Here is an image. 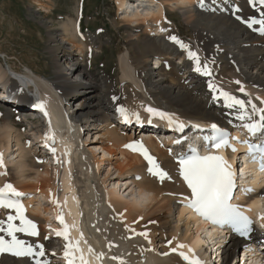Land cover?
Returning <instances> with one entry per match:
<instances>
[{
	"label": "bare ground",
	"instance_id": "bare-ground-1",
	"mask_svg": "<svg viewBox=\"0 0 264 264\" xmlns=\"http://www.w3.org/2000/svg\"><path fill=\"white\" fill-rule=\"evenodd\" d=\"M134 1L117 0V12L122 16L112 21L116 29L127 28L126 44L117 52L118 81H113L105 69L99 74L91 71L90 62L100 56L101 48L95 46L98 51H90L88 36L80 39L81 21L77 24V20L71 18L72 28L64 22L59 41L48 34L46 51L52 62L49 76L38 75L32 66L26 65L24 73L11 68L12 72L27 77L21 88L8 78L0 62V75L8 78L7 88L17 102L29 104L31 98L40 94V100L50 103V107L56 105L60 115L68 119V126L56 136L57 159L63 164L62 171L48 169L47 160L36 163L34 156L39 155L40 148L47 151L52 145L50 140L38 136L22 143L25 131L14 126L24 125L25 116L31 110H22L18 113L19 120L14 122L12 107L1 104L3 101L0 103L4 108V117L0 112L1 171L5 170L0 182L7 179L17 192L29 197L31 214L27 219L35 224L37 233L16 235L31 253L24 257L4 254L0 256V264H55L56 259L59 264L65 263L64 249L50 251L53 241L45 235L46 225L42 224L47 220L41 217L42 213L56 214L55 199L74 216L72 228L80 234L78 238L75 235V241H79V255H84L87 264H180L175 253L181 248L177 246L186 243L191 233H196V248L214 239L212 233H201L203 226L196 223L193 230V221H183L186 210L176 215L186 190L172 163V148L168 150L172 144L165 139H152L154 121L149 119L144 106L163 108L173 117L206 124L214 122L238 130L244 128L241 125L250 123L251 113L246 111L244 121L238 119L239 109L228 107L221 92L245 100L252 109L257 99L264 102V36L258 35L264 30V8L262 17L250 24L253 11L247 7L246 0H198L196 3L192 0H137L156 9L151 13L132 11ZM253 1L258 4L257 0ZM170 4L183 18L185 27L171 19V11L167 9ZM163 17L171 23L164 22ZM189 51L197 53L201 67L208 66L210 78L194 70V62L187 56ZM177 55L183 56V74L173 63ZM158 59L163 63L153 68L151 63L158 65ZM30 84H34V92L27 88ZM209 84L215 91L210 90ZM121 109L128 112L133 121L131 125L125 123L124 131L112 119L116 115L121 119L118 122H122ZM36 129L43 130V127H36L27 135H33ZM84 135L96 137L87 142L82 139ZM136 135H148L145 142L152 152L150 157L166 173L164 179L149 173L148 161L132 151L138 141ZM159 138L167 137L160 135ZM87 143L90 147L86 153ZM101 153L103 155L97 158ZM230 157L233 163L236 153ZM103 167L107 170L101 178L100 168ZM62 172L60 187L58 178ZM123 188L130 190L126 197ZM35 194L40 195L37 203L33 200ZM45 199L48 204L42 207L41 201ZM91 213L93 233L89 228ZM258 213L264 217V208L260 207ZM0 221L6 226L7 216L0 214ZM12 223L17 224L16 220ZM129 235L133 237L128 239ZM0 236L11 239L5 232H0ZM136 236L147 237V247H153L154 251L148 253ZM235 245L231 242L221 250L222 264H230L236 253ZM41 249L43 258L33 262ZM112 249L116 250L115 255ZM166 252L171 255L160 257Z\"/></svg>",
	"mask_w": 264,
	"mask_h": 264
},
{
	"label": "snow or ice",
	"instance_id": "snow-or-ice-1",
	"mask_svg": "<svg viewBox=\"0 0 264 264\" xmlns=\"http://www.w3.org/2000/svg\"><path fill=\"white\" fill-rule=\"evenodd\" d=\"M264 2V0H261ZM256 23V21H251ZM250 26V25H249ZM174 41L175 37H171ZM182 48H186V45L181 44ZM188 59L194 62V70L202 72L204 75H209L208 66L205 64L201 67L199 57L196 52L189 51L187 53ZM210 90L215 91L212 84H209ZM243 92V88L240 89ZM221 96L226 101V105L230 108H237L240 111L238 119L244 121L248 113L245 111V104L240 99L226 93L221 92ZM121 111H123L121 109ZM151 115L159 116L161 119H167L171 123V118L164 113L156 112L153 109H146ZM262 113L259 117V121L252 123H242L244 127L251 135L256 136L259 140L258 144L248 145V154L251 157V161L258 165L259 171L264 172V108L259 110L253 106V115ZM182 130L183 125H179ZM212 135L205 137L206 141L211 143V149H219L221 147L228 146V133L220 129L216 124L210 125ZM260 135L257 136V134ZM178 142V141H177ZM244 143H248L245 141ZM235 151V149H232ZM145 159L148 161L150 167L149 173L157 175L160 179L166 177V173L161 171L156 165L155 160L148 156L145 152L142 153ZM180 176L186 183L188 189L191 192V199L189 201V207H191L199 216L210 221L213 224L223 226L228 224L233 227L234 230L243 231L248 230L250 221L240 211L238 206H234L229 203L232 199V193L234 189V174L232 166L227 161L219 156L214 155L209 150L207 155H199L193 151L192 155L182 157L178 160ZM247 191H251L248 189ZM21 193L17 192L11 184H5L0 188V208H6L15 211V216H7V223L5 226L4 221H0V232H5L10 240H5L3 236H0V252H13L15 255L23 256L31 253V249H25L22 241L16 238V233L24 232L30 235H36L35 224L26 219L23 214V207L20 203L10 197L20 196ZM264 219V217H258ZM19 220L20 225L17 226L12 221ZM58 220L63 226L60 232H57L58 236H63L66 241L64 258L66 264H76V260L80 261V264H87L84 255L81 253L78 257L75 253L81 252L79 248V241H71L68 236V226L64 224L62 216H58ZM82 238V236H81ZM177 247H184V245H178ZM91 252V248L88 249ZM40 256L44 255L43 250L39 252ZM186 261L189 260L183 253L180 254ZM189 264H200V261L193 258L189 261Z\"/></svg>",
	"mask_w": 264,
	"mask_h": 264
},
{
	"label": "rangeland",
	"instance_id": "rangeland-1",
	"mask_svg": "<svg viewBox=\"0 0 264 264\" xmlns=\"http://www.w3.org/2000/svg\"><path fill=\"white\" fill-rule=\"evenodd\" d=\"M77 5H83L84 7L83 21L81 22V26L84 27L82 29L83 34H86V30L89 29L96 36V38L88 36L91 44L95 41V46L101 48L100 56L90 62L91 71L99 74L105 69L111 75L113 81L117 80L119 78L117 52L120 48H123V44L125 45L127 40L125 34L127 28L121 26L116 29L112 25L113 19L120 20L121 18V15L117 14V0H0L1 66L20 70V73L25 72L26 65L32 66L38 75L49 76L52 72V62L46 51L48 34H53L59 41L62 34L59 31L62 24L64 22L69 23V27L72 28L73 22L76 21H69V18H75ZM167 9L171 11L173 21L178 22L183 27L186 26L181 15L174 12V6H168ZM92 18L94 21L91 20ZM98 29L105 31L97 35ZM83 34L80 39L85 36ZM97 36L101 38H97ZM105 38L106 42L103 41ZM91 44L89 47H91ZM95 46L92 49L90 48V51L97 52L98 50L94 49ZM59 52L57 53L59 54ZM87 56H90V54H87ZM102 65L103 67H100ZM151 65L153 68L156 67L154 62ZM1 110L4 111L2 108ZM14 126L18 127V125ZM95 137V135L92 137L84 135L82 139L91 142L95 140ZM30 139L26 141L30 142ZM24 142L22 139V143ZM89 147L87 143V150ZM94 153L97 154V151ZM99 157H101V154L97 156V158ZM106 170L105 167L100 168L101 178L105 176ZM51 175L52 173H50V177ZM113 176L115 175L111 177ZM3 186L4 184L0 183V187ZM124 188L122 191H124ZM128 191L130 190L124 191L123 195L125 197L129 193Z\"/></svg>",
	"mask_w": 264,
	"mask_h": 264
}]
</instances>
